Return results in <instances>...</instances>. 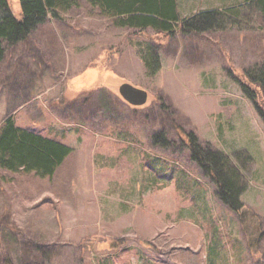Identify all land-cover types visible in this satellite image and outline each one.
<instances>
[{
    "label": "rangeland",
    "instance_id": "rangeland-1",
    "mask_svg": "<svg viewBox=\"0 0 264 264\" xmlns=\"http://www.w3.org/2000/svg\"><path fill=\"white\" fill-rule=\"evenodd\" d=\"M78 1L4 45L0 131L11 117L71 152L54 176L0 166V264H264V123L237 82L264 65L261 11L178 0L183 22L224 21L169 34ZM190 133L237 169L239 212L192 159Z\"/></svg>",
    "mask_w": 264,
    "mask_h": 264
},
{
    "label": "trees",
    "instance_id": "trees-1",
    "mask_svg": "<svg viewBox=\"0 0 264 264\" xmlns=\"http://www.w3.org/2000/svg\"><path fill=\"white\" fill-rule=\"evenodd\" d=\"M101 13L116 18L121 27L143 30L153 27L157 32L172 34L174 24L181 26L182 34L212 30L224 21L225 12L208 11L181 20L178 0H87ZM255 5L264 16V0H241ZM21 18L9 8L8 0H0V63L4 57V45H16L25 40L47 16L56 17L59 11H67L79 4L78 0H19ZM234 8V7H233ZM246 82L237 80L257 114L264 123V65L256 72H244ZM191 157L210 175L217 186L222 202L237 212L243 208L238 198L244 190L240 175L223 153L207 151L193 133L188 135ZM71 148L59 141L17 127L11 117L6 118L0 131V166L10 171L22 168L41 175H52L61 165ZM217 192V191H216ZM5 260V259H4Z\"/></svg>",
    "mask_w": 264,
    "mask_h": 264
},
{
    "label": "water",
    "instance_id": "water-1",
    "mask_svg": "<svg viewBox=\"0 0 264 264\" xmlns=\"http://www.w3.org/2000/svg\"><path fill=\"white\" fill-rule=\"evenodd\" d=\"M125 88H127V89H125ZM120 89H121L120 92L122 93V95L131 102L138 100V102H134V103H139L141 101L144 102L146 100V94L143 91H140V90L135 89L133 87H129L127 85H125L123 88H120ZM133 92L136 95L131 94Z\"/></svg>",
    "mask_w": 264,
    "mask_h": 264
},
{
    "label": "crops",
    "instance_id": "crops-1",
    "mask_svg": "<svg viewBox=\"0 0 264 264\" xmlns=\"http://www.w3.org/2000/svg\"><path fill=\"white\" fill-rule=\"evenodd\" d=\"M60 167V165L59 166H57V169ZM55 172H56V170L54 171V173L51 175V176H54V174H55ZM248 246V245H247ZM246 251H247V253H249L250 252V248H246V245H245V249H243V253H244V255L246 254Z\"/></svg>",
    "mask_w": 264,
    "mask_h": 264
},
{
    "label": "flooded vegetation",
    "instance_id": "flooded-vegetation-1",
    "mask_svg": "<svg viewBox=\"0 0 264 264\" xmlns=\"http://www.w3.org/2000/svg\"><path fill=\"white\" fill-rule=\"evenodd\" d=\"M125 89H127V88H125ZM120 90H121V89H120ZM131 94H133V95H136V94H134V92H133V93H131ZM134 102H138V100H137V101L135 100Z\"/></svg>",
    "mask_w": 264,
    "mask_h": 264
}]
</instances>
